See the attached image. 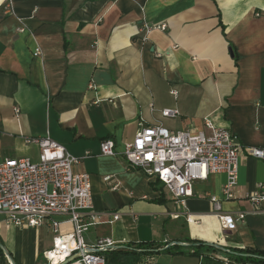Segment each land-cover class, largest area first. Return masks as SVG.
I'll return each mask as SVG.
<instances>
[{
	"label": "crops",
	"instance_id": "crops-1",
	"mask_svg": "<svg viewBox=\"0 0 264 264\" xmlns=\"http://www.w3.org/2000/svg\"><path fill=\"white\" fill-rule=\"evenodd\" d=\"M143 23L166 28L142 39ZM165 107L180 115L162 117ZM206 118L241 145L232 199H223L225 175L215 173L175 206L157 180L100 154L103 139L123 151L156 123L208 134ZM44 136L77 157L89 153L73 168L90 175L98 214L82 234L86 244L111 238L117 247L151 242L169 251L135 264H223L214 256L264 252V215L222 229L211 200L235 217L264 187V157L247 153L264 151V0H0V160L36 161L38 146L26 140ZM43 227L6 225L0 215V264L5 253L15 264H41Z\"/></svg>",
	"mask_w": 264,
	"mask_h": 264
},
{
	"label": "built area",
	"instance_id": "built-area-1",
	"mask_svg": "<svg viewBox=\"0 0 264 264\" xmlns=\"http://www.w3.org/2000/svg\"><path fill=\"white\" fill-rule=\"evenodd\" d=\"M8 3L9 0H4ZM165 24L143 23L140 31L146 35L153 29L165 30ZM35 48L33 55H39ZM172 93H175L172 91ZM17 113L19 109L14 108ZM164 118L180 115L176 107L160 109ZM204 125L209 129L192 132L183 129L172 132L161 123L142 127L134 138L117 151L111 139L100 141V154L120 155L130 169L141 170L157 180L175 206H184L193 195V184L205 181L209 175H225L222 187L224 200L234 198L238 180L239 152L241 145L229 129L216 127L208 118ZM38 146V159L6 157L0 160V215L2 222L15 227L39 228L50 226L52 245L42 253L41 264H108L104 252L117 247L111 238H99L94 244L83 239L90 225L97 223L98 214L93 209L91 181L88 173L74 172L82 157H77L48 136L27 139ZM247 153L257 158L264 151L250 147ZM105 177V180H108ZM113 186L112 188H115ZM213 209L222 229H234L237 221L247 214L264 215V187L246 195L249 210L238 211L234 216L221 211L220 199L211 197ZM187 222H196L186 213ZM113 214L112 219H117ZM69 228L63 230L61 225ZM8 264H11L5 255ZM218 260L229 264L226 256L217 254Z\"/></svg>",
	"mask_w": 264,
	"mask_h": 264
},
{
	"label": "trees",
	"instance_id": "trees-1",
	"mask_svg": "<svg viewBox=\"0 0 264 264\" xmlns=\"http://www.w3.org/2000/svg\"><path fill=\"white\" fill-rule=\"evenodd\" d=\"M136 249H140V251ZM158 253H169V251L168 249L158 250V247L150 242L138 244L135 248L132 246L116 247L104 252V255L108 264H135L143 255ZM224 256H226L229 264H264V252L257 250L239 249L233 252L228 251ZM214 257V259H217L216 256ZM4 259H6L5 255Z\"/></svg>",
	"mask_w": 264,
	"mask_h": 264
},
{
	"label": "rangeland",
	"instance_id": "rangeland-1",
	"mask_svg": "<svg viewBox=\"0 0 264 264\" xmlns=\"http://www.w3.org/2000/svg\"><path fill=\"white\" fill-rule=\"evenodd\" d=\"M37 229H39V228H37ZM40 229H41V231L38 234V237L40 238V240L42 242H44L45 248L49 249L52 245V236H53L52 230H51V228H48V227H43Z\"/></svg>",
	"mask_w": 264,
	"mask_h": 264
},
{
	"label": "water",
	"instance_id": "water-1",
	"mask_svg": "<svg viewBox=\"0 0 264 264\" xmlns=\"http://www.w3.org/2000/svg\"><path fill=\"white\" fill-rule=\"evenodd\" d=\"M0 249L5 251L4 247L2 246V244H0ZM5 255L8 257L9 259V256L5 253ZM10 260V259H9ZM11 264H15L12 260H10Z\"/></svg>",
	"mask_w": 264,
	"mask_h": 264
}]
</instances>
